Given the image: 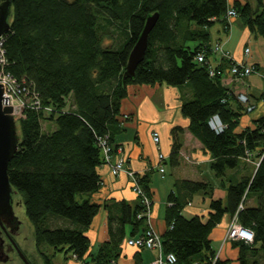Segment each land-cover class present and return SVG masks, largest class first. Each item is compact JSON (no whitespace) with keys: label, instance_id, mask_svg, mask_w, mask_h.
I'll return each mask as SVG.
<instances>
[{"label":"trees","instance_id":"obj_1","mask_svg":"<svg viewBox=\"0 0 264 264\" xmlns=\"http://www.w3.org/2000/svg\"><path fill=\"white\" fill-rule=\"evenodd\" d=\"M11 1L5 70L17 81L25 80L40 107L26 108L19 117L18 146L7 173L21 195L44 264H57L53 261L57 252L63 253L64 264H107L119 255L127 227L130 236L149 227L152 169L138 179L150 198L149 207L141 195L134 204L112 201L113 213L105 202L108 238L92 249L85 233L101 207L89 198L101 186L97 168L105 158L100 142L106 138L111 155L120 146L115 141L123 129L120 104L130 83L187 87L190 96L183 97L180 112L189 119V132L209 153V167L219 179L217 186L212 180L173 181L163 213L167 228L159 234L163 252H173L176 264H210L215 252L209 232L241 202L237 217L253 231V241L232 240L239 248V264L247 263L248 250L264 251V114L240 129L241 115L250 111L222 83L225 72L209 75L210 67L221 71L234 61L230 57L217 61L210 27L218 21L227 32L230 7L253 35H264L263 0L254 6L248 0ZM154 12L158 18L148 34L144 57L123 83L128 54L146 16ZM199 53L202 61L196 59ZM251 65L258 69L256 63ZM213 114L225 124L220 132L208 124ZM42 120L53 121L55 127L43 130ZM179 131L178 126L171 129V165L178 162ZM237 168L246 172L232 178L227 172ZM218 186L225 189L224 197L214 196ZM197 193L208 198L206 219L184 213ZM250 198L253 205L247 203ZM214 264L225 261L217 257Z\"/></svg>","mask_w":264,"mask_h":264},{"label":"crops","instance_id":"obj_2","mask_svg":"<svg viewBox=\"0 0 264 264\" xmlns=\"http://www.w3.org/2000/svg\"><path fill=\"white\" fill-rule=\"evenodd\" d=\"M252 6L256 0H248ZM264 1V0H263ZM229 28L223 36L218 38V42L228 50L230 58L246 63H256L257 70L264 73V57L258 48L250 47L249 41L253 35L238 16L228 17ZM248 47L249 51L245 48ZM221 81L231 90L232 95L239 92L247 93L249 102L253 104V109L240 117L239 128L253 124V120L264 114V76L258 72H251L242 77L241 80H233L228 74H223ZM190 96L186 86H173L165 83L136 84L127 85V95L121 100L120 120L123 129L116 135L115 141L121 146L111 155V162L118 156L125 159V165L134 173L142 175L149 170L151 174L150 188L152 191L151 208L147 214V225L154 231L162 234L166 228L164 220V207L167 204L166 196L172 188V183L177 178H189L195 180H212L214 185L219 184L209 167L211 159L209 153L205 151L200 141L194 137L187 126L189 119L180 112V105L183 97ZM175 126L181 128L176 134L180 140L178 152V162L174 165L169 163V155L172 148L173 138L171 129ZM157 131L159 141L152 139V132ZM162 153L164 159L161 164L164 171H158V154ZM170 166V174L166 171ZM125 167V168H126ZM127 169V168H126ZM123 169L116 174L111 172L109 163H103L97 171L101 178L100 188L91 193V201L101 204L98 212L93 216L90 225L85 231L91 248L108 238L107 217L108 209L103 207V203H110L112 211L115 208L112 201L125 200L134 204L138 196L133 190L131 177L127 170ZM246 172L245 169L237 168L229 170L227 173L232 178H238ZM215 193L225 196V189L218 186ZM194 194L192 200L183 208L186 215L198 214L206 219L209 208L206 199ZM199 196V197H198ZM204 203L206 205H204ZM248 204L255 202L248 199ZM230 221V214L224 213L221 220L209 232L212 250L225 264H239V248L233 241L225 239V233ZM127 235L120 243L119 255L116 257L117 264H156L158 256L157 248H137L126 243L129 235V227L126 229ZM246 264H264V251L255 249L246 254ZM65 261V260H64ZM60 264H64L65 262ZM77 264L75 261H69Z\"/></svg>","mask_w":264,"mask_h":264},{"label":"built area","instance_id":"obj_3","mask_svg":"<svg viewBox=\"0 0 264 264\" xmlns=\"http://www.w3.org/2000/svg\"><path fill=\"white\" fill-rule=\"evenodd\" d=\"M227 17L236 16V11L233 8H228ZM6 33L0 35V83L3 85V96L8 97V103H3V105H9L12 107V115L16 121V118L19 117L21 112L26 108H34L37 109L40 106V101L37 98V94L34 90H30L29 87L25 84V80L17 81V79L9 72L5 70L6 65L8 64L6 55H5V47H4V36ZM213 53L216 55L217 61H221L223 57L229 58V52L226 50L220 43H215L212 47ZM246 51H249V48H245ZM198 61L203 60V54L199 53L196 56ZM225 72L229 74L233 79L239 80L243 76L251 73L258 72L260 75L264 76V73L259 72L254 66L249 63L236 61L234 60L228 66L224 68V70H215L213 67L209 68V75L213 76L215 73ZM237 99L245 104L246 110L251 111L253 108L252 104H249V98L247 93L239 92L237 93ZM14 106V109H13ZM209 126L215 131L220 132L225 127V124L222 122L218 114H213L208 120ZM152 139L155 142L159 141V134L157 131L152 132ZM102 147V152L104 154L105 163H109L111 172L113 174L118 173L119 171L126 169L127 173L131 177V183L133 186V190L137 195H141L142 201L149 207L150 198L144 194L138 179L141 176L134 173L131 169L126 167L125 159L118 156L111 162V147L107 143L106 138L100 142ZM121 146H118L119 150ZM159 163L157 165L158 171L163 172L164 168L161 164L162 159H164V155L162 153L158 154ZM126 167V168H125ZM243 207V203H239L237 210L230 215L229 225L227 227L225 233V239L228 240H242L244 242H252L253 241V231L247 227H244L238 220L237 211ZM149 212V210H148ZM148 214V213H147ZM126 243L135 246L137 248H157L158 256L155 259L156 264H176L177 258L173 252L164 253L162 249V242L159 233L153 230L151 226L144 230L143 233L129 236L126 239ZM217 255L213 258L210 264H214ZM67 264H71L68 262ZM80 264V263H77ZM107 264H117L115 259H112Z\"/></svg>","mask_w":264,"mask_h":264},{"label":"water","instance_id":"obj_4","mask_svg":"<svg viewBox=\"0 0 264 264\" xmlns=\"http://www.w3.org/2000/svg\"><path fill=\"white\" fill-rule=\"evenodd\" d=\"M11 4V0L0 1V35L6 33L9 30ZM157 18L158 12H154L146 16L142 30L128 54L125 69L122 75L123 83H125L126 78L132 77L134 75L137 64L143 59L147 46L148 34L156 23ZM3 103H8V97L3 96V85L0 83V212L12 210L11 204L13 198L14 213L17 217L18 215L25 217L26 215L24 214L23 206L21 205L20 195L13 189L7 173L8 161L17 149L19 141L16 130V121L12 115V107L9 105H3ZM22 224H25V222L19 219L18 226L10 232L16 241L17 235H20L21 239H26V237H28L25 236L24 233L20 232ZM9 239L23 261L26 264H31L25 254L18 247L15 240L10 236ZM4 240V249L7 250V258L4 259L0 257V264H15L16 257L13 256L14 250L5 237Z\"/></svg>","mask_w":264,"mask_h":264},{"label":"rangeland","instance_id":"obj_5","mask_svg":"<svg viewBox=\"0 0 264 264\" xmlns=\"http://www.w3.org/2000/svg\"><path fill=\"white\" fill-rule=\"evenodd\" d=\"M230 1L231 0H228V2H230ZM251 1H254V0H251ZM223 34H224V31L222 30V24L220 22L216 21L210 27V41H211V43H213V45H214L216 43V41L218 40V38L222 37ZM249 44H250V47H252V48H258L260 53L264 57V35L260 34V35H257V37L251 36ZM20 115H19V117H20ZM19 117L16 118L17 134H19V128H18V119H19ZM54 127H55V123L53 121L42 120V128H43V130H45V131L52 130ZM170 171H171L170 170V166H168L166 174L169 175ZM18 194H19V192H18ZM218 194L219 193L216 192V193H214V196H220ZM198 195H200V197H202V195L200 193ZM20 199H21V195H20ZM207 202H208V198H206V203ZM21 205L23 206L22 200H21ZM204 205H206V204L204 203ZM23 211H24V207H23ZM18 217H19V219L21 221L25 222V224H22V226L20 228V232L24 233L25 236H28V237H26V239L25 238L21 239V236L17 235L16 236L17 241H16V239L14 238V236L12 234H11V236L13 237V239L16 242V244L21 249V251L25 254V256L27 257V259L29 260V262L31 264H44V262L42 260V257L37 252V250L35 248V245H34L33 227L31 225L30 221L27 219L26 216L22 217L21 215H18ZM5 239H7V241L11 245L12 249L14 250L13 251V256L16 257L15 264H26L23 261V259L20 257L18 251L12 245L11 241L6 236H5ZM46 250L49 253L52 252V248L50 246H46ZM53 261L55 263H57V264H60L61 262H63L64 261L63 253L57 252L56 255L53 258Z\"/></svg>","mask_w":264,"mask_h":264},{"label":"flooded vegetation","instance_id":"obj_6","mask_svg":"<svg viewBox=\"0 0 264 264\" xmlns=\"http://www.w3.org/2000/svg\"><path fill=\"white\" fill-rule=\"evenodd\" d=\"M11 205L12 210L0 212V257L4 259L7 258V250L4 249V237L6 236L8 239L9 236L12 237L10 232L13 231V229L19 224V219L13 211V198Z\"/></svg>","mask_w":264,"mask_h":264}]
</instances>
